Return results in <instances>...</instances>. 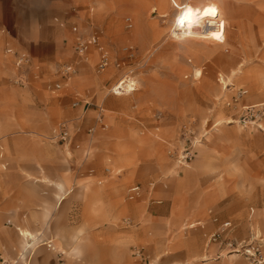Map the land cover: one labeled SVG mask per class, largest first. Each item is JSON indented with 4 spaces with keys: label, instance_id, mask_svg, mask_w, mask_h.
<instances>
[{
    "label": "rangeland",
    "instance_id": "obj_1",
    "mask_svg": "<svg viewBox=\"0 0 264 264\" xmlns=\"http://www.w3.org/2000/svg\"><path fill=\"white\" fill-rule=\"evenodd\" d=\"M225 1L219 42L175 40L170 0H0V264H35L20 227L57 264H264V0ZM66 178L79 217L32 219Z\"/></svg>",
    "mask_w": 264,
    "mask_h": 264
},
{
    "label": "crops",
    "instance_id": "obj_2",
    "mask_svg": "<svg viewBox=\"0 0 264 264\" xmlns=\"http://www.w3.org/2000/svg\"><path fill=\"white\" fill-rule=\"evenodd\" d=\"M170 2L173 4V0H170ZM186 2H191L193 4H204V6L207 8V7H215L217 9V12H216V17H219L221 19H223L226 23V26H227V9L228 7L226 6V1L225 0H220V2L216 1V0H176V4L177 5H184ZM174 6V4H173ZM176 7V6H174ZM178 9V7H176ZM176 9V10H177ZM163 14H166V13H163ZM223 38L219 39V40H216V41H219V42H223L224 39H225V35L222 36ZM203 152V151H202ZM69 178H66L65 180L63 179L62 181L60 182H57L56 183V186L55 188L57 189V195H56V199H55V202H51L49 201L48 203H46L44 205V210L41 211L42 209H37L38 211H33L32 215V219H35V220H40V221H44L43 219L46 217H49L47 216L46 214H49V211L51 210L53 213H52V217L53 215L54 216H57L58 220H61V219H64L65 217V214L66 212L68 211L69 207H68V202H65L67 196L73 192V189L71 186H69L68 182H69ZM38 181V180H37ZM68 184V186H67ZM76 209H73V206L71 208L70 211H68V218L72 217V218H76L77 216L79 217V213L77 211H75ZM74 213H77V215L75 216ZM15 214H17V211L15 212ZM45 218V219H46ZM195 224L194 223H191L189 224L188 227H193ZM187 227H184L183 229H185ZM19 230V234L26 240V247H30V246H33L35 248V250H37L38 248V254L36 255L35 257V261L34 263L35 264H57L55 262V257L54 255H52L53 253L50 252V251H44L43 248H40V245H47V247H51V244L50 243H53V240H49L47 242H44L43 244H39L37 245V243L39 242L40 240V234L41 232L39 233V235H36L34 234L28 227H20L18 228ZM30 233V235H29ZM27 236H33L35 241L30 243L28 245V238ZM6 240L9 239V236H5L4 237ZM197 242V240H196ZM59 243V242H58ZM57 243V244H58ZM198 244V242H197ZM195 243V246L197 245ZM79 243H77L75 246H74V249H76L78 247ZM25 247V248H26ZM56 248H58L56 246ZM54 249V248H53ZM235 255L237 254H232L230 256H226L222 258V260H220L219 264H231L232 263V260L231 258L234 257ZM208 258H212L208 255H203V259L206 260ZM16 264H25L22 260V258H19L15 261Z\"/></svg>",
    "mask_w": 264,
    "mask_h": 264
},
{
    "label": "built area",
    "instance_id": "obj_3",
    "mask_svg": "<svg viewBox=\"0 0 264 264\" xmlns=\"http://www.w3.org/2000/svg\"><path fill=\"white\" fill-rule=\"evenodd\" d=\"M129 21H130V19H128V22ZM74 30H76L75 27H74ZM96 42H97V36L95 35L90 40V43L96 44ZM86 49H87V46L84 44H80L77 46V50H78L79 55H82ZM5 54L12 56L14 58L15 66L17 67L18 70H20L17 81L19 83L23 84L25 81V75L23 74L22 71L25 70L27 68V66L30 65L31 59H30L29 55L21 53L15 49H13L12 47L6 48ZM108 64H109V57L107 56L106 53H102L98 68L104 69L106 66H108ZM73 71H74L73 67L71 65H69L64 69V74L68 75V74L72 73ZM123 80L124 79L120 80L118 82V84H116L114 86L113 92L115 94H122L126 90L125 86L130 84V82L127 81V83H125L123 85ZM59 88H61V85L57 84L55 87V90H58ZM245 93H246V90H241L239 92L238 96H242ZM78 103H79V101L75 102L76 105ZM85 104H89V102L86 101ZM58 135L62 140H67L69 138L70 132H69L68 127L65 123H63L61 125L60 132L58 133ZM232 230H233L232 221H224L223 223H221L218 233L212 237L213 241H218V240H221L223 238L222 241L225 242V245L227 247H232L234 249L235 241L233 240V238L228 236V234H230V232H232ZM242 247H244V246H242ZM246 250H247V253L250 254L251 256H256L257 253L259 252V249L256 247H252L251 249H246ZM134 253H135V257L137 258V261L139 264H151L149 259L145 256L144 252L141 249H139V248L135 249ZM9 263H10V261L8 259L1 257V264H9ZM10 264H12V263H10ZM13 264H16V263H13Z\"/></svg>",
    "mask_w": 264,
    "mask_h": 264
},
{
    "label": "clouds",
    "instance_id": "obj_4",
    "mask_svg": "<svg viewBox=\"0 0 264 264\" xmlns=\"http://www.w3.org/2000/svg\"><path fill=\"white\" fill-rule=\"evenodd\" d=\"M174 6L181 8L180 5L176 4V0H173ZM217 9L213 7H207L203 13L200 12L199 8L193 9L190 5L185 4L182 6L181 10L175 17L173 21L171 35L177 41H183L188 37H192L196 33L193 32L194 27H201V21L205 16L216 15ZM210 23H212L210 21ZM177 29L179 33H177ZM210 36L221 39V34L218 32H210Z\"/></svg>",
    "mask_w": 264,
    "mask_h": 264
},
{
    "label": "bare ground",
    "instance_id": "obj_5",
    "mask_svg": "<svg viewBox=\"0 0 264 264\" xmlns=\"http://www.w3.org/2000/svg\"><path fill=\"white\" fill-rule=\"evenodd\" d=\"M192 8L193 9L199 8L201 13H203L204 10L206 9L204 4H197L196 6H193ZM210 21L212 23H210ZM201 24H202L201 27H194L193 28V32L194 33H196V34L199 33L202 36L208 37V38L212 37V36L209 35L210 32H218V33L221 34V37L225 35L226 23H225V21L223 19H221L219 17H216L215 15L214 16H205V17H203V19L201 21ZM177 33H179L178 29H177ZM126 80L125 79L123 80V85L126 83ZM129 82H130L129 85H133L135 83V82H132V81H129ZM129 85H126V86H129ZM29 235H30V233H29ZM27 238H28V245L35 241L33 236H27Z\"/></svg>",
    "mask_w": 264,
    "mask_h": 264
},
{
    "label": "snow or ice",
    "instance_id": "obj_6",
    "mask_svg": "<svg viewBox=\"0 0 264 264\" xmlns=\"http://www.w3.org/2000/svg\"><path fill=\"white\" fill-rule=\"evenodd\" d=\"M197 75H199V73H197Z\"/></svg>",
    "mask_w": 264,
    "mask_h": 264
}]
</instances>
